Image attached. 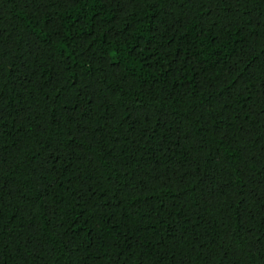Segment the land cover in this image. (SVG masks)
<instances>
[{
	"label": "trees",
	"instance_id": "trees-1",
	"mask_svg": "<svg viewBox=\"0 0 264 264\" xmlns=\"http://www.w3.org/2000/svg\"><path fill=\"white\" fill-rule=\"evenodd\" d=\"M0 264H264V0H0Z\"/></svg>",
	"mask_w": 264,
	"mask_h": 264
}]
</instances>
